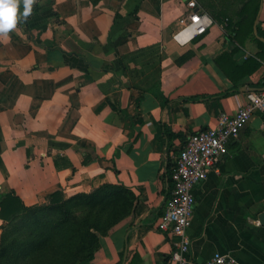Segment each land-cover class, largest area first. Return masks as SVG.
<instances>
[{
    "label": "crops",
    "instance_id": "obj_1",
    "mask_svg": "<svg viewBox=\"0 0 264 264\" xmlns=\"http://www.w3.org/2000/svg\"><path fill=\"white\" fill-rule=\"evenodd\" d=\"M186 1L33 0L21 17L19 0L15 28L0 33V201L13 192L33 206L55 192L66 199L105 183L127 187L133 209L100 236L95 264H167L173 240L155 224L173 186L169 152L264 87L259 35H236L211 10L207 32L195 35L181 22ZM257 25L264 30V0ZM193 193L192 264L216 252L264 264L259 112Z\"/></svg>",
    "mask_w": 264,
    "mask_h": 264
},
{
    "label": "trees",
    "instance_id": "obj_2",
    "mask_svg": "<svg viewBox=\"0 0 264 264\" xmlns=\"http://www.w3.org/2000/svg\"><path fill=\"white\" fill-rule=\"evenodd\" d=\"M261 1L199 0V4L207 12L211 10L215 19L228 26L235 24L234 31L240 36L254 31ZM257 26L258 35L264 37V30ZM257 41L261 48L259 56L264 57V41L258 37ZM165 133L168 151L172 134L168 129ZM58 194L53 193L48 204L33 206H26L13 192L0 201V217L6 221L0 240V264H74L75 258H78L76 264H95L94 252L101 244L100 236L133 209L134 205L126 210L123 198L127 194L135 200L131 190L113 183L66 199H57Z\"/></svg>",
    "mask_w": 264,
    "mask_h": 264
},
{
    "label": "built area",
    "instance_id": "obj_3",
    "mask_svg": "<svg viewBox=\"0 0 264 264\" xmlns=\"http://www.w3.org/2000/svg\"><path fill=\"white\" fill-rule=\"evenodd\" d=\"M189 9L182 25L192 27L195 35L205 34L212 24L208 12L201 9L197 0H187ZM248 102L235 114L222 112L219 124L193 132L178 150L169 152L172 190L166 200L164 212L155 227L173 240V250L167 264H192L189 257L190 238L187 227L195 207L194 186L206 179L219 155L226 149L229 138L237 136L251 117L259 112L264 129V89L247 92ZM230 255L216 252L207 264H237Z\"/></svg>",
    "mask_w": 264,
    "mask_h": 264
},
{
    "label": "clouds",
    "instance_id": "obj_4",
    "mask_svg": "<svg viewBox=\"0 0 264 264\" xmlns=\"http://www.w3.org/2000/svg\"><path fill=\"white\" fill-rule=\"evenodd\" d=\"M33 0H23V11L19 16L27 17L31 12ZM19 0H0V33L7 34L15 28L18 20Z\"/></svg>",
    "mask_w": 264,
    "mask_h": 264
},
{
    "label": "rangeland",
    "instance_id": "obj_5",
    "mask_svg": "<svg viewBox=\"0 0 264 264\" xmlns=\"http://www.w3.org/2000/svg\"><path fill=\"white\" fill-rule=\"evenodd\" d=\"M155 73V72H154ZM127 197L123 198V206L126 208V210L131 209V207L134 205L135 200L132 199L129 195L126 194ZM78 261V258L74 259V264ZM73 264V263H72Z\"/></svg>",
    "mask_w": 264,
    "mask_h": 264
},
{
    "label": "water",
    "instance_id": "obj_6",
    "mask_svg": "<svg viewBox=\"0 0 264 264\" xmlns=\"http://www.w3.org/2000/svg\"><path fill=\"white\" fill-rule=\"evenodd\" d=\"M254 33L258 34L257 20L254 23ZM258 38L264 41V37L258 36ZM248 89H251V87L248 86ZM262 89H264V87ZM259 218L261 223L264 224V211L259 215Z\"/></svg>",
    "mask_w": 264,
    "mask_h": 264
}]
</instances>
